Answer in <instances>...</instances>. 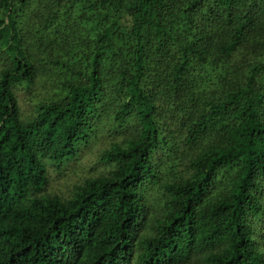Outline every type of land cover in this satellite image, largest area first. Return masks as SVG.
<instances>
[{
  "label": "trees",
  "instance_id": "trees-1",
  "mask_svg": "<svg viewBox=\"0 0 264 264\" xmlns=\"http://www.w3.org/2000/svg\"><path fill=\"white\" fill-rule=\"evenodd\" d=\"M0 264H264V0H0Z\"/></svg>",
  "mask_w": 264,
  "mask_h": 264
}]
</instances>
